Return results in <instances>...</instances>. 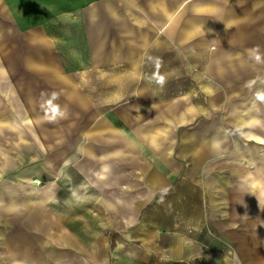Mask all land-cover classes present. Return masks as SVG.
<instances>
[{"label": "crops", "instance_id": "0c3cea01", "mask_svg": "<svg viewBox=\"0 0 264 264\" xmlns=\"http://www.w3.org/2000/svg\"><path fill=\"white\" fill-rule=\"evenodd\" d=\"M65 41L85 51L83 69L68 67ZM109 49L122 58H110ZM167 55L173 60H165L163 73L148 75ZM118 64L135 76V99L118 107L116 121L104 117L101 130L120 135L151 115L161 131L133 137L127 143L140 148L131 153H101V190L131 194L112 200L116 247L110 251L104 233L78 234L54 218L59 228L55 243L40 251L44 264H205L206 249L215 256L220 238L231 244V256H252L251 242L264 241V0H0V210L47 209L53 190L35 188L34 180L70 164L75 158L61 145L76 141L45 129L66 118L71 101H86L76 81L86 65ZM161 80H207L214 88L162 94L153 88ZM18 93L26 114L14 108ZM195 97L230 98L210 109L228 112L227 123L190 135L188 126L204 125ZM129 111L133 125L125 120ZM24 186L27 196L17 200L15 189Z\"/></svg>", "mask_w": 264, "mask_h": 264}, {"label": "rangeland", "instance_id": "374dc122", "mask_svg": "<svg viewBox=\"0 0 264 264\" xmlns=\"http://www.w3.org/2000/svg\"><path fill=\"white\" fill-rule=\"evenodd\" d=\"M65 29H67V26H65ZM69 44L68 41L61 43L60 51L62 57L67 61L73 62L68 67L83 69L85 66V51L79 48H70ZM108 54L110 58L114 57L115 60L121 57V52H118L117 49H109ZM169 56L157 58L162 65L156 66L154 69L148 67V75L159 76L160 73H163L161 70L165 68V60H167L168 64L173 60V57ZM86 67V70L76 75V81L78 89L87 95V102L84 98H82V101L77 99L76 103L71 101L72 110L71 112L67 111L66 116L64 115L66 118L62 117L63 119L59 124L45 129L48 132L52 130L60 131L64 135L62 137L66 138L67 141L69 136H71L72 140L75 139V144L69 145L65 143L61 145V149L64 151H68L70 148L69 154L75 159L73 158L74 160L70 164L63 166L60 173H56L55 176L50 175L51 173L47 171L50 175L48 179L34 180L33 186L35 188L48 191V193L53 190L51 197L46 199L45 206L47 209L15 208L12 211L0 210V264H18L17 261L21 259L29 261L31 264H44L46 258L42 256L40 251L46 245L55 243L52 235L57 232L56 228H59L58 225L54 224V218L60 220L78 234H82L86 230L94 233H104L110 239V251L116 247L117 241L114 234L117 232V210L113 206L112 200L118 196L129 199L131 194L117 193L116 191L106 193L101 190V153L108 151L111 156L116 153L117 149L122 154H126L131 153L133 147L140 148L138 145L130 146L127 142L139 140L138 136L150 137L158 135L161 131L158 128L160 120L151 115H140V119L135 122L139 129L132 130L131 128L123 127L120 135L112 128H102L101 130L104 117L108 116L109 121H116L118 107L132 104L135 98L130 97V93L136 83L135 76L123 64L109 65L103 68L99 65H86ZM153 84L154 90L162 94L176 93L181 89L196 91L203 87L207 91V89L214 88L213 83L207 80L198 84L192 80H161L154 81ZM16 99L14 100V108L17 110L22 109V114H26V106L19 104L18 100L21 99L19 98V93ZM192 99L194 104L203 105L205 113L200 117L201 120L203 119L204 125L197 128L196 122H194V124L188 126L190 135L196 137L197 133L200 135L202 132H205L206 135L210 134L212 132V122L227 123L228 112H220L218 110L210 112V109H212L213 101H215V105L227 106L230 98L195 97ZM234 99L238 103L244 101L245 98L236 97ZM62 100H65V98L62 97ZM17 101L18 103H16ZM64 107L67 108L66 105ZM73 107L76 110V114L72 112ZM10 110L14 111L12 107ZM129 118L131 119L129 124L133 125L134 113L132 111L126 114L125 120ZM74 125L75 128L72 127ZM68 126H71L72 130L68 131L65 129ZM224 131H226V135L230 136L228 128H225ZM173 134L177 135V131ZM117 135L120 137L117 138ZM233 135L231 134V136ZM133 137L136 139H133ZM51 139L52 136L49 140ZM117 140H119V145ZM55 146L58 148L57 145ZM144 147L143 151L149 154L148 146ZM228 147L226 145V148ZM10 148L11 146L2 147L4 150H10ZM52 150L53 148L50 146L47 151L52 153ZM89 150L93 154L92 160L86 154ZM130 161L129 159V161L123 160L121 162L128 163ZM86 173L88 174L87 176H85ZM24 187H19L20 190L15 189V193L18 195L17 200L27 196L26 187L28 186ZM4 190L6 189L0 186V194ZM0 196L3 197L2 194ZM107 204L109 206L108 213L106 212ZM131 209V202H126L125 213H131ZM102 220L104 223L108 221L109 226L105 227L106 224ZM220 239L216 241L218 247L215 249V256H208L209 250L206 249L205 264L218 259L220 264H264V241L251 242L252 244L248 248H250L253 255L241 258L231 256V244Z\"/></svg>", "mask_w": 264, "mask_h": 264}]
</instances>
